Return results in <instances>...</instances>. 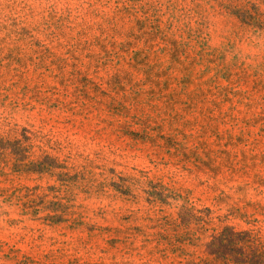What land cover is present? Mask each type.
Returning <instances> with one entry per match:
<instances>
[{
    "label": "rangeland",
    "instance_id": "rangeland-1",
    "mask_svg": "<svg viewBox=\"0 0 264 264\" xmlns=\"http://www.w3.org/2000/svg\"><path fill=\"white\" fill-rule=\"evenodd\" d=\"M264 242V0H0V264H200Z\"/></svg>",
    "mask_w": 264,
    "mask_h": 264
},
{
    "label": "trees",
    "instance_id": "trees-1",
    "mask_svg": "<svg viewBox=\"0 0 264 264\" xmlns=\"http://www.w3.org/2000/svg\"><path fill=\"white\" fill-rule=\"evenodd\" d=\"M200 264H264V242L250 230L226 226L207 243Z\"/></svg>",
    "mask_w": 264,
    "mask_h": 264
}]
</instances>
